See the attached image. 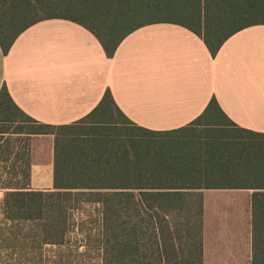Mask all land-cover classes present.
Here are the masks:
<instances>
[{
    "label": "trees",
    "instance_id": "obj_1",
    "mask_svg": "<svg viewBox=\"0 0 264 264\" xmlns=\"http://www.w3.org/2000/svg\"><path fill=\"white\" fill-rule=\"evenodd\" d=\"M47 20L80 25L107 58L140 28L181 26L212 57L264 26V0H0L7 55ZM54 138L52 191L30 189L31 139ZM264 190V134L237 127L213 98L186 127L136 126L107 91L87 117L39 123L0 91V264H203L202 190ZM252 263L264 264V191L252 195Z\"/></svg>",
    "mask_w": 264,
    "mask_h": 264
},
{
    "label": "crops",
    "instance_id": "obj_2",
    "mask_svg": "<svg viewBox=\"0 0 264 264\" xmlns=\"http://www.w3.org/2000/svg\"><path fill=\"white\" fill-rule=\"evenodd\" d=\"M3 86L27 116L51 126L87 117L109 91L128 120L151 131L188 126L214 98L237 127L264 134V26L237 33L212 57L189 30L149 25L109 59L80 25L47 20L22 33L6 56L0 49ZM53 173L54 138L32 137L30 189L52 191ZM263 191H201L203 264L252 263V195Z\"/></svg>",
    "mask_w": 264,
    "mask_h": 264
},
{
    "label": "rangeland",
    "instance_id": "obj_3",
    "mask_svg": "<svg viewBox=\"0 0 264 264\" xmlns=\"http://www.w3.org/2000/svg\"><path fill=\"white\" fill-rule=\"evenodd\" d=\"M1 201H2V199L0 200V212H1Z\"/></svg>",
    "mask_w": 264,
    "mask_h": 264
}]
</instances>
